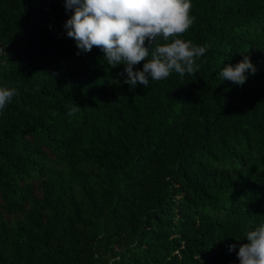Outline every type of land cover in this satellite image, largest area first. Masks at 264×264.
<instances>
[{
    "label": "trees",
    "instance_id": "obj_1",
    "mask_svg": "<svg viewBox=\"0 0 264 264\" xmlns=\"http://www.w3.org/2000/svg\"><path fill=\"white\" fill-rule=\"evenodd\" d=\"M191 5L199 72L132 88L77 55L65 0H0V264H240L264 218V0ZM244 54L243 86L219 78Z\"/></svg>",
    "mask_w": 264,
    "mask_h": 264
},
{
    "label": "clouds",
    "instance_id": "obj_2",
    "mask_svg": "<svg viewBox=\"0 0 264 264\" xmlns=\"http://www.w3.org/2000/svg\"><path fill=\"white\" fill-rule=\"evenodd\" d=\"M191 6V0H65V9L72 14L64 28L67 36L76 42L77 55L88 53L96 46L104 53L108 65L125 66L118 73L124 76V83L132 88L138 83L148 88L149 79L159 82L169 77L172 70L181 79L199 72L196 61L206 53L207 46L178 38L192 23ZM169 37L173 39L169 41ZM141 61H145L142 69L138 67ZM256 71L250 56L244 54L235 65L224 66L218 76L243 86L248 75ZM17 95L15 87H0V110ZM79 107L73 104L69 115ZM248 228L246 242L237 252L240 264H264V218ZM236 247L235 243L231 244L229 251Z\"/></svg>",
    "mask_w": 264,
    "mask_h": 264
}]
</instances>
